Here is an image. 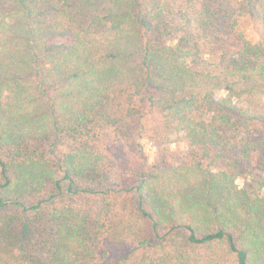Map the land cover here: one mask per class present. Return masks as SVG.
Here are the masks:
<instances>
[{"label": "trees", "instance_id": "16d2710c", "mask_svg": "<svg viewBox=\"0 0 264 264\" xmlns=\"http://www.w3.org/2000/svg\"><path fill=\"white\" fill-rule=\"evenodd\" d=\"M0 264H264V0H0Z\"/></svg>", "mask_w": 264, "mask_h": 264}, {"label": "rangeland", "instance_id": "374dc122", "mask_svg": "<svg viewBox=\"0 0 264 264\" xmlns=\"http://www.w3.org/2000/svg\"><path fill=\"white\" fill-rule=\"evenodd\" d=\"M5 2L7 0H1ZM142 151L139 152V156L145 159L150 164H160L163 165L165 163L170 162H184L189 159V151L186 147L185 143L182 142H174L171 144L169 149H163L154 146L148 140L142 141ZM237 183L240 186H246L250 184V181L244 179L243 177H239L237 179ZM67 195L61 196L57 198V203H61L64 199H66Z\"/></svg>", "mask_w": 264, "mask_h": 264}]
</instances>
